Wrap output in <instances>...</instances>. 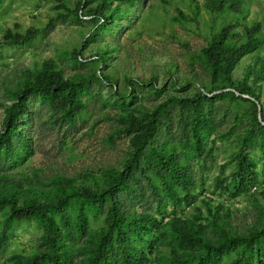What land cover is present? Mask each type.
<instances>
[{
    "label": "trees",
    "instance_id": "trees-1",
    "mask_svg": "<svg viewBox=\"0 0 264 264\" xmlns=\"http://www.w3.org/2000/svg\"><path fill=\"white\" fill-rule=\"evenodd\" d=\"M60 1L62 7L67 5ZM133 0H81L73 8L78 15L89 3L86 13L93 17L96 27L84 39L100 29L114 25L119 3ZM117 3V4H116ZM244 0H204L205 10L221 18L220 27L211 33L206 45L196 56L209 74L207 84H201L193 97L175 98L174 102L191 113L186 124L185 140L192 146L186 156L200 152L201 135L209 126L204 104L228 96L232 101L249 103L252 126L264 132L263 109L258 83L264 81V57H256L244 68L242 80L234 78L239 62L251 55L261 44L260 24L256 21L240 23ZM184 18L178 12L177 20ZM37 37V31L24 33L7 30L2 42L23 45ZM113 47L93 52L99 66L106 65ZM79 58V52H74ZM170 66L166 68L171 76ZM115 73V72H114ZM114 73L100 71L101 78L112 84ZM16 89H6L9 105L0 101L4 120L0 129V214L3 215L0 245L8 240L15 223L34 222L40 228L37 250L29 255L11 253L9 264H151L156 254L157 237L151 234L164 225L168 236L169 263L167 264H264V210L258 196H252L257 206L260 224L247 232L233 231L224 203L200 195L190 215L177 214L178 208L194 204L197 193L191 192L194 179L188 172L186 160L179 157V145L159 141L168 108L160 103L153 109L123 108L116 118L118 127L107 138L109 144L123 136L129 137L130 149L123 166L108 167L100 173L84 172L76 175L45 174L40 167L24 169L23 163L30 150L28 140L19 130V119L26 110L27 98L39 94L48 103L52 114L73 122L83 108L82 94L88 79L66 77L51 60L43 61L33 70L21 72ZM157 77L152 75L150 83ZM125 81L130 77L125 76ZM155 89V87H153ZM220 91V92H219ZM215 95L210 96L212 93ZM236 168L232 172L233 193L250 191L257 181L255 165L242 150L235 155ZM5 168H7L5 170ZM140 177L148 183L155 201L154 212L161 214L166 204L172 215L163 224L154 212L138 211L126 206V200L142 196ZM222 180L216 181L223 187ZM264 198V190L259 193ZM125 199V200H124ZM185 208V207H183ZM160 264V263H156Z\"/></svg>",
    "mask_w": 264,
    "mask_h": 264
},
{
    "label": "rangeland",
    "instance_id": "rangeland-1",
    "mask_svg": "<svg viewBox=\"0 0 264 264\" xmlns=\"http://www.w3.org/2000/svg\"><path fill=\"white\" fill-rule=\"evenodd\" d=\"M81 0H0V101L9 105L6 89H16L22 79L21 72L33 70L43 61L51 60L66 77L88 79L81 96L83 108L73 122L52 114L46 100L39 94L27 98L26 110L19 119V130L28 140L24 169L40 167L44 173L76 175L100 173L104 168L123 166L130 149L129 137L123 136L109 144L106 138L118 127L116 118L123 108L153 109L160 103L168 108L162 115L165 122L159 132V141L179 145V157L186 160L188 172L194 179L191 192L210 197L214 203L222 201L230 217V227L239 233L247 232L260 224L257 206L252 196L259 197L264 210V132L253 129L249 103L232 101L228 96L215 98L209 106L204 104L209 126L201 135V150L186 156L192 146L186 143L185 129L191 113L174 102L175 98L193 97L201 84L209 81L208 71L197 59L211 33L222 20L214 18L204 8V0H133L119 3L118 17L114 25L100 29L91 36L85 46L82 43L93 33L96 23L86 9L77 14L73 8ZM240 23L256 21L260 24L262 42L249 56L244 57L234 71V78L242 80L244 68L256 57H264V0H244ZM117 4V3H116ZM182 11L181 22L175 20ZM37 31V37L23 45H6L2 42L7 30L24 33ZM113 47L106 65L99 66L93 60V52ZM80 54L75 58L74 52ZM171 66L168 76L166 68ZM114 73L117 82L109 84L100 71ZM155 75L156 81L150 83ZM125 76L130 77L127 82ZM155 87V89L153 88ZM261 104L259 118L264 115V81L258 83ZM220 92V91H219ZM216 92L210 96L215 95ZM4 111L0 106V129ZM264 125V122H262ZM246 153L255 165L257 181L250 191L233 193L232 172L236 168L235 155ZM7 168H5L6 170ZM222 180L223 187L216 181ZM142 196L128 199L126 206L138 211L154 212L155 201L150 187L140 177ZM194 204L178 208L177 214L188 216ZM125 200V199H124ZM172 208L165 205L161 214L154 212L163 224L172 215ZM3 215L0 214V232ZM164 225L151 234L157 237L156 254L151 264L169 263L168 236L163 234ZM40 228L34 222L13 224L8 240L0 245V264H9L8 256L15 252L29 255L37 250Z\"/></svg>",
    "mask_w": 264,
    "mask_h": 264
}]
</instances>
